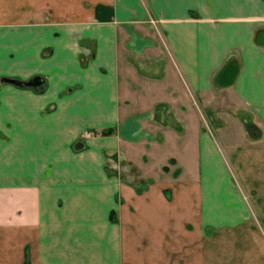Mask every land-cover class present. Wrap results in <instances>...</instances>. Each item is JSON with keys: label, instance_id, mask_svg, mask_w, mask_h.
<instances>
[{"label": "crops", "instance_id": "0c3cea01", "mask_svg": "<svg viewBox=\"0 0 264 264\" xmlns=\"http://www.w3.org/2000/svg\"><path fill=\"white\" fill-rule=\"evenodd\" d=\"M34 74L0 82V264H264V0H0V77ZM173 127L191 173L150 165Z\"/></svg>", "mask_w": 264, "mask_h": 264}, {"label": "rangeland", "instance_id": "374dc122", "mask_svg": "<svg viewBox=\"0 0 264 264\" xmlns=\"http://www.w3.org/2000/svg\"><path fill=\"white\" fill-rule=\"evenodd\" d=\"M1 77H3V76H1ZM0 82H2V81H0ZM202 107L203 106H201V113H200L201 114L200 115L201 124L208 125L209 117H207L206 109L202 108ZM168 119L169 120H168L167 124L168 125H173V123H171L172 121H170L173 118L169 117ZM168 132H169V135H170L169 138L167 137L165 139V141H162L161 145H159L156 150H153V152H151V156H152L151 159L152 160L150 162V165L154 166L156 164V162H157L156 158H160V157L164 158V157H166L168 155L174 156V154H176L179 158H181L179 160L188 167L187 168L188 172L191 173V165L188 163V162H190V158H191V155H192L191 147H188V149L184 150V148L182 149V147H180V145L176 146V141L174 140V137L176 135V128L175 127L170 129ZM100 133H101V131H100ZM171 133H172V136H171ZM88 134L89 133L84 132V135H88ZM101 134H103V133H101ZM173 165H175V164H173ZM108 168L110 169L111 167L108 166ZM154 169L155 170H153L152 173L156 174L157 173V169L156 168H154ZM171 169H173V166L170 167L168 165L167 169H165V170L170 172V171H172Z\"/></svg>", "mask_w": 264, "mask_h": 264}, {"label": "water", "instance_id": "95a60500", "mask_svg": "<svg viewBox=\"0 0 264 264\" xmlns=\"http://www.w3.org/2000/svg\"><path fill=\"white\" fill-rule=\"evenodd\" d=\"M0 81L8 82L19 87H29L34 90H40L45 84V78L41 74H34L27 79L3 76Z\"/></svg>", "mask_w": 264, "mask_h": 264}, {"label": "trees", "instance_id": "16d2710c", "mask_svg": "<svg viewBox=\"0 0 264 264\" xmlns=\"http://www.w3.org/2000/svg\"><path fill=\"white\" fill-rule=\"evenodd\" d=\"M109 132H111V127H106L104 129H101V133H103V134H107Z\"/></svg>", "mask_w": 264, "mask_h": 264}]
</instances>
